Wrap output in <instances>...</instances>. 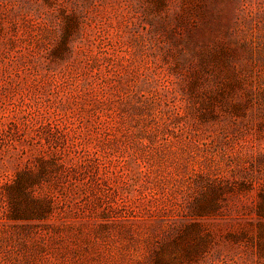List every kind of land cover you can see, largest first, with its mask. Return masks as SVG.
Segmentation results:
<instances>
[{
    "label": "rangeland",
    "instance_id": "374dc122",
    "mask_svg": "<svg viewBox=\"0 0 264 264\" xmlns=\"http://www.w3.org/2000/svg\"><path fill=\"white\" fill-rule=\"evenodd\" d=\"M0 264H264V0H0Z\"/></svg>",
    "mask_w": 264,
    "mask_h": 264
}]
</instances>
